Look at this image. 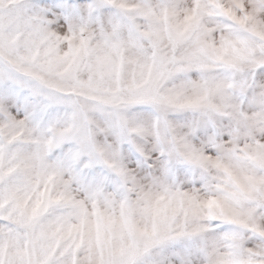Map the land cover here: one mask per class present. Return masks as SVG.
Here are the masks:
<instances>
[{
    "label": "snow or ice",
    "instance_id": "snow-or-ice-1",
    "mask_svg": "<svg viewBox=\"0 0 264 264\" xmlns=\"http://www.w3.org/2000/svg\"><path fill=\"white\" fill-rule=\"evenodd\" d=\"M0 264H264V0H0Z\"/></svg>",
    "mask_w": 264,
    "mask_h": 264
}]
</instances>
